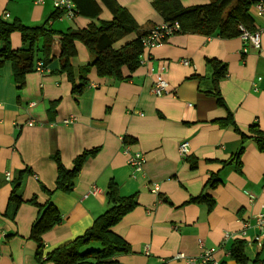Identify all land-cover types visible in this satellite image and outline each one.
<instances>
[{"label": "crops", "instance_id": "obj_1", "mask_svg": "<svg viewBox=\"0 0 264 264\" xmlns=\"http://www.w3.org/2000/svg\"><path fill=\"white\" fill-rule=\"evenodd\" d=\"M136 20L141 31L164 22L154 9L155 0H116ZM185 8L211 0H180ZM99 20L110 21L112 13L102 5ZM57 9L53 0H0V15L20 20L28 27L46 22ZM255 19L262 30L260 49L242 37L221 38L179 33L166 43L145 52L148 61L123 81L100 78L88 72L89 83L75 97L72 84L61 73L60 44L53 47L54 60L45 72L26 75L20 87L13 78L11 62L0 66V264H37V243L30 232L39 208L28 202L11 208L9 199L20 180L17 196L27 201L37 196L49 199L61 213L62 222L43 236L50 252L82 236L97 217L108 209L111 181L121 196H136L137 206L113 227L131 246L132 252L117 257L120 264H189L179 258L199 259L207 251L220 263L229 259L232 245L245 242L246 264H254L264 243V152L248 141L235 156L242 139L230 126L223 127L229 112L245 133L253 123L264 131V18ZM5 14L8 17H5ZM94 19L62 14L49 26L57 31L85 28ZM114 48L135 39L121 25L111 30ZM14 49L22 46L19 32L11 35ZM71 64L79 70L93 61L87 47L77 42ZM2 44L0 43V50ZM143 56V57H144ZM227 66V76L217 81L208 60ZM154 68L169 82V93L157 96ZM125 75H129L127 70ZM219 90L225 107L219 105ZM75 122L65 124V120ZM33 122L32 125L29 123ZM188 141L191 155L182 158L179 145ZM125 144H128L127 153ZM98 152L84 163L71 193L55 191L59 153L66 168L84 152ZM142 152L146 162L133 172L129 154ZM197 167H191V160ZM11 172L12 179H6ZM24 172V173H23ZM213 177L218 184L211 188ZM155 184L160 190L153 192ZM98 188L97 195L90 194ZM45 189L53 191L50 196ZM209 195L214 206L188 203L190 198ZM44 264H54L46 262ZM194 264H204L197 261Z\"/></svg>", "mask_w": 264, "mask_h": 264}, {"label": "trees", "instance_id": "obj_2", "mask_svg": "<svg viewBox=\"0 0 264 264\" xmlns=\"http://www.w3.org/2000/svg\"><path fill=\"white\" fill-rule=\"evenodd\" d=\"M76 6L77 15L94 19L85 28L57 31L49 26V21L56 20L63 13L57 10L49 19L40 26L28 27L20 20L7 21L0 15V66L11 62L13 66L14 81L21 87L26 75L37 71L38 62H43L44 69L54 60L53 47L58 41L60 44L61 73H65L72 84V93L80 96L89 83L88 72L95 69L100 78L123 81L130 77L142 64L145 55L143 39L149 31H141L136 20L118 4L116 0H72ZM259 0H211L208 4L185 8L180 0H155L154 9L161 15L164 22H179L180 33L201 34L221 38H235L242 35V29L255 30V19L251 10ZM104 5L113 15L110 21L99 20ZM119 24L126 34H136L135 39L125 45L114 48L111 30ZM19 32L22 36V46L14 49L11 45V35ZM179 34V33H178ZM77 42L83 43L93 61L79 70L78 79L75 69L71 64L72 58L77 55ZM207 63L215 72V79L219 81L227 76V66L219 60H208ZM127 70L129 75H125ZM219 105L225 107V102L216 91ZM221 126H230L241 136L242 144L235 156L241 167L240 157L244 153L245 144L252 141L257 148L264 152V131L258 123H253L247 133L243 132L234 122L231 112L228 117L220 121ZM98 149H92L79 155L73 167L68 169L63 164L59 153H55L54 160L58 166L55 191L71 193L84 163L89 157L94 156ZM191 167H197V161L191 160ZM24 173V172H23ZM20 180L15 184L9 199V205L15 210L28 202L39 208V214L31 227L30 237L37 243V264L52 262L54 264H120L117 257L132 252L130 244L119 234L113 231L125 215L136 206V196H121L119 187L111 181L108 186V209L96 218L93 225L83 234L72 241L45 252L43 236L59 225L63 217L57 207L50 201L39 203L37 196L25 201L22 196H17ZM218 180L211 177L209 186L214 188ZM50 196L53 191L45 189ZM188 203H207L209 208L214 206V200L209 195L190 198ZM229 259L239 264H246L245 242L236 241L229 254ZM160 264H172L165 260ZM207 264H214L209 262ZM218 264H228L223 260ZM254 264H264V243Z\"/></svg>", "mask_w": 264, "mask_h": 264}, {"label": "built area", "instance_id": "obj_3", "mask_svg": "<svg viewBox=\"0 0 264 264\" xmlns=\"http://www.w3.org/2000/svg\"><path fill=\"white\" fill-rule=\"evenodd\" d=\"M54 6L57 10L61 11L63 14H66L69 17H74L77 15L76 12V6L72 0H53ZM37 4H43L45 0H35ZM254 11L257 17L264 18V0H259L254 5ZM5 17H8L7 14H5ZM242 29V37L245 41L250 42V44L255 47L256 49H260L262 45V30L255 29L252 31L246 30L245 28ZM181 26L179 22L174 23H166L163 22L162 24L153 27L148 35L143 39V46L145 49V52H149L151 49L160 46L167 42V40L178 33H180ZM148 56H144L142 58V63H145L148 61ZM37 71L39 72H45L47 71L43 67V62H38L37 65ZM151 72L156 76V81L154 84L153 92L157 96H164L168 95L169 93V82L164 78L161 71H157L154 68L151 69ZM75 122V118H69L65 120V124H71ZM30 125L33 124V122L29 123ZM128 144H125V150L127 153ZM179 153L182 158H187L191 155V147L188 141H182L179 145ZM146 162V156L142 152H134L132 154H129L128 163L131 166L133 172H141L143 171L144 165ZM6 179L11 180L12 174L11 172L6 173ZM160 190L159 184H155L153 187V192H158ZM99 189L94 187L92 188L90 194L97 195L99 193ZM258 224L260 226L264 223V216L259 215L257 218ZM262 236H264V231L262 232ZM261 238H257L258 244H262L260 241ZM179 258L186 259L189 264H194L197 261H201L204 264H207L209 262H212L214 264H218L212 257V252L207 251L204 253L201 258L195 259V258H187L184 254H179Z\"/></svg>", "mask_w": 264, "mask_h": 264}]
</instances>
